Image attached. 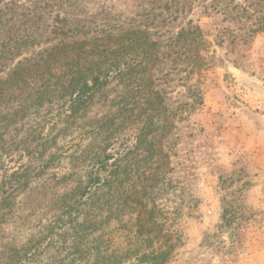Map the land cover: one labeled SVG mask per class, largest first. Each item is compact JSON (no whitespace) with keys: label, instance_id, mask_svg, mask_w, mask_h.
<instances>
[{"label":"rangeland","instance_id":"obj_1","mask_svg":"<svg viewBox=\"0 0 264 264\" xmlns=\"http://www.w3.org/2000/svg\"><path fill=\"white\" fill-rule=\"evenodd\" d=\"M263 18L264 0H0L2 80L74 27L142 28L166 44L191 22L206 42L200 72L188 78L182 59L158 74L175 116L161 170L134 149L135 116L120 111L129 77L70 125L61 102H28L17 116L0 107V264H154L168 249L167 264H264ZM113 158L120 185L87 204L90 177L108 176ZM24 168L30 181L13 190L10 175ZM143 188L142 205L116 199ZM150 211L140 236L136 219Z\"/></svg>","mask_w":264,"mask_h":264},{"label":"trees","instance_id":"obj_2","mask_svg":"<svg viewBox=\"0 0 264 264\" xmlns=\"http://www.w3.org/2000/svg\"><path fill=\"white\" fill-rule=\"evenodd\" d=\"M60 31L62 39L44 51L41 54L43 57L32 61L31 64L29 61L20 63L6 80L0 79V107L5 108L12 104L17 116L21 112L23 115L28 112V102L35 108L61 102L64 122L70 125L89 110L95 96L102 89L115 80L121 82L125 77H129L125 80V90L128 93L133 92V95L130 98L128 94L119 97L120 111L131 112L135 116L134 149L144 154L151 163H155L157 168L154 170H161L167 160L162 147L163 140L175 128V116L170 115L163 93L158 89V82H162L158 74L162 73V68L169 61H172V65H180L182 59L187 64L188 78L203 69L205 63L202 53L206 42L201 28L189 22L187 27L169 38L166 44L153 39L151 34L142 28L118 32L109 30L103 35L101 33L95 36H90L78 27ZM168 77L163 75L164 79ZM129 80L133 85L127 84ZM109 123L112 121L107 122L106 126ZM27 154L31 155L30 150H27ZM113 160L109 168V162L104 163L107 166H102L109 170L108 176L103 179L98 175L95 178L90 177L88 185L84 188L89 194L87 204L98 203L100 191L116 190V185H120L122 166L118 163V158ZM31 176L25 168L13 172L10 178L15 184L11 188L17 190L26 186ZM149 180L150 174L146 182ZM145 189L133 192L122 190L118 192L116 199L122 204L132 200L142 205L145 195L140 193ZM148 215L147 220L141 219L139 213L136 219L140 236L151 232L146 229V223L154 219L155 213L150 211ZM161 236L169 240L167 233L163 235L162 228ZM170 255V249L161 251L153 262L167 264Z\"/></svg>","mask_w":264,"mask_h":264}]
</instances>
